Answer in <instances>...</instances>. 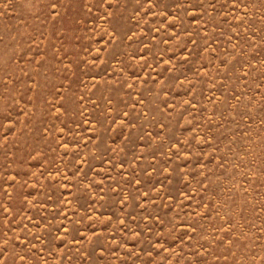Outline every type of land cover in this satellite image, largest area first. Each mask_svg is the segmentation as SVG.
<instances>
[{"label":"rangeland","instance_id":"374dc122","mask_svg":"<svg viewBox=\"0 0 264 264\" xmlns=\"http://www.w3.org/2000/svg\"><path fill=\"white\" fill-rule=\"evenodd\" d=\"M0 264H264V0H0Z\"/></svg>","mask_w":264,"mask_h":264}]
</instances>
